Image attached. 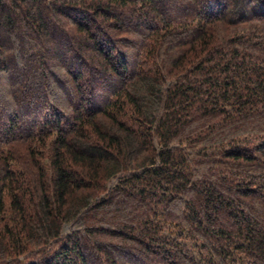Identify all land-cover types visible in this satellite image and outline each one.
Listing matches in <instances>:
<instances>
[{
  "label": "trees",
  "instance_id": "trees-1",
  "mask_svg": "<svg viewBox=\"0 0 264 264\" xmlns=\"http://www.w3.org/2000/svg\"><path fill=\"white\" fill-rule=\"evenodd\" d=\"M0 34V264H264V0H0Z\"/></svg>",
  "mask_w": 264,
  "mask_h": 264
},
{
  "label": "rangeland",
  "instance_id": "rangeland-1",
  "mask_svg": "<svg viewBox=\"0 0 264 264\" xmlns=\"http://www.w3.org/2000/svg\"><path fill=\"white\" fill-rule=\"evenodd\" d=\"M44 17L45 18H47L46 17V15H44ZM47 21H48V23H49V20H48V18H47ZM112 33H115L113 30L111 31ZM52 34V38L54 39V41L57 43V44H59V45H57V47H56V51H55V53H51L50 55V57L52 58V60L54 59V55H56V54H59V52H61L60 50H59V48H60V46H61V39H60V35L59 34H57V33H51ZM21 37V35L19 36V38ZM4 39H5V36H3V34H0V42H4ZM74 40H72V42H73ZM71 43V42H70ZM33 45H34V43H33ZM11 46H15V49H16V57L14 58L15 59V61H17V60H19L20 58H22V51H23V49L21 48V46H19V44H12ZM62 59H63V61L65 60L63 57H62ZM66 61V60H65ZM66 68H70V66H71V64L72 63H70L69 61H66ZM48 67L50 68V66H51V64L50 63H48ZM74 68V67H73ZM21 69V74H16V76L15 77H13L12 76V80L11 81H9L10 82V84H11V86L13 87V85H16V83H19L20 85L22 84V81H23V77H22V67L20 68ZM46 70L48 69L47 67L45 68ZM24 70H28V69H24ZM74 70H76V68L74 69ZM43 72H44V69H43ZM24 82V81H23ZM40 83V81H39V79H36L35 81H34V84H32V94L33 95H36L40 90V88H38L39 87V84ZM88 83V82H87ZM19 88V87H18ZM18 92H17V94L18 95H21L22 94V90H20L19 91V89L17 90ZM94 227H97V224H94ZM69 230V231H68ZM70 230H72V229H69V226L68 225H65L64 227H63V231H62V233L63 234H69L70 233ZM171 230H172V232L173 233H175V231H174V229H172L171 228ZM164 234H166V232L164 233ZM175 236V235H174ZM183 239V238H182ZM186 240L187 239H185V241H184V244H186V245H189V246H191L190 244H189V242L187 241V243H185L186 242Z\"/></svg>",
  "mask_w": 264,
  "mask_h": 264
}]
</instances>
